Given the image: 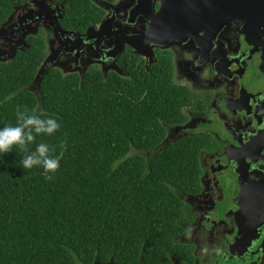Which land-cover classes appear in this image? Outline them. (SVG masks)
I'll use <instances>...</instances> for the list:
<instances>
[{
  "label": "trees",
  "instance_id": "obj_1",
  "mask_svg": "<svg viewBox=\"0 0 264 264\" xmlns=\"http://www.w3.org/2000/svg\"><path fill=\"white\" fill-rule=\"evenodd\" d=\"M25 1L0 0V23ZM52 1L64 2L60 24L83 31L103 16L96 2L114 0ZM28 43L0 62V125L15 122L17 105L55 116L59 131L37 142L55 147L60 168L46 179L19 165L16 147L0 155V264H170L200 148L195 137L156 148L184 102L171 69L159 60L80 78L52 68L35 94L27 85L45 44L40 35Z\"/></svg>",
  "mask_w": 264,
  "mask_h": 264
},
{
  "label": "flooded vegetation",
  "instance_id": "obj_2",
  "mask_svg": "<svg viewBox=\"0 0 264 264\" xmlns=\"http://www.w3.org/2000/svg\"><path fill=\"white\" fill-rule=\"evenodd\" d=\"M148 1H97L103 16L77 31L60 24L62 17L55 19L63 16L64 2L26 0L0 23V62L27 49L28 38L36 35L45 44L36 74L43 66L47 72L57 68L83 78L95 67L106 77L110 72L126 74L125 69L148 71L163 60L184 102L178 120L165 124L156 148L186 137L200 140L198 178L192 192L180 195L183 210L170 264H264L261 38L245 26L246 18L237 17L210 30L148 43L142 36L164 0H152L151 11ZM29 30L34 32L23 39ZM33 80L27 88L37 94L39 85ZM188 225L210 239L219 238L224 254L201 255L199 241L183 237Z\"/></svg>",
  "mask_w": 264,
  "mask_h": 264
},
{
  "label": "water",
  "instance_id": "obj_3",
  "mask_svg": "<svg viewBox=\"0 0 264 264\" xmlns=\"http://www.w3.org/2000/svg\"><path fill=\"white\" fill-rule=\"evenodd\" d=\"M152 6L153 2L149 0L147 7L150 11L153 9ZM57 17H62V13L55 19ZM237 17L246 18L245 26L249 31L255 30V35L261 38L259 42L262 50L261 66L264 70V0H164L159 9L151 14L148 31L142 38L147 39L148 43L180 38L199 29L210 30L213 26H220ZM53 25V32L56 35L58 24L56 22ZM90 29L88 27L86 31ZM30 31L32 30L24 32L22 38L24 39ZM42 68L33 80V82L37 80V85L48 70Z\"/></svg>",
  "mask_w": 264,
  "mask_h": 264
},
{
  "label": "clouds",
  "instance_id": "obj_4",
  "mask_svg": "<svg viewBox=\"0 0 264 264\" xmlns=\"http://www.w3.org/2000/svg\"><path fill=\"white\" fill-rule=\"evenodd\" d=\"M14 123L0 125V155L13 151L16 147L22 153L20 166L25 170L39 168L46 179L60 168V157L53 155L55 147L40 140L39 137H51L61 127L58 119L46 114L43 110L17 105L14 112ZM61 143H64L61 140ZM184 239L199 241V253L206 258L221 256L224 249L219 238L210 239L207 233L201 235L195 228L188 225L183 232Z\"/></svg>",
  "mask_w": 264,
  "mask_h": 264
}]
</instances>
